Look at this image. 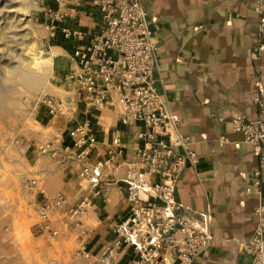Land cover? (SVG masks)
Listing matches in <instances>:
<instances>
[{
	"label": "crops",
	"instance_id": "obj_1",
	"mask_svg": "<svg viewBox=\"0 0 264 264\" xmlns=\"http://www.w3.org/2000/svg\"><path fill=\"white\" fill-rule=\"evenodd\" d=\"M150 30L158 45L157 68L152 78L170 113L180 121L179 132L189 138L199 160L186 168L176 187V200L195 213H210L211 246L194 264H250L244 246L253 235V209L258 199L243 195L252 186L258 157L251 146L234 133L230 120L243 115L253 119L250 103L256 61L251 49L256 42L257 16L253 0H140ZM51 80L46 89L30 97L15 131H5V181L0 206V243L5 256L0 264H68L75 250V232L65 218L81 196H89L87 183L79 179L81 164L92 165L111 149L113 133L122 145V157L136 151V128L121 125V107L111 96L106 105L95 108L81 96L71 79L76 71L71 56L100 30L99 16L91 0H51ZM81 32L83 40L73 36ZM67 33L69 35H67ZM264 77V47L261 54ZM58 104L50 114L42 103ZM89 124L97 143L78 159L71 148L69 132ZM224 138L221 141L219 138ZM51 144L55 156L42 154L39 145ZM124 170L105 185L104 198L82 219L92 232L88 248L97 253L113 238L112 227L129 211L120 185ZM33 183V184H32ZM264 195V174L261 176ZM39 192L55 203L46 221L49 232L39 230L35 212Z\"/></svg>",
	"mask_w": 264,
	"mask_h": 264
},
{
	"label": "built area",
	"instance_id": "obj_2",
	"mask_svg": "<svg viewBox=\"0 0 264 264\" xmlns=\"http://www.w3.org/2000/svg\"><path fill=\"white\" fill-rule=\"evenodd\" d=\"M54 2L62 4V0ZM91 4L99 16L100 30L72 53L76 71L71 79L78 93L95 108H103L111 96L115 97L121 107L119 123L140 128L133 133L137 144L134 157H122L119 135L114 132L112 147L105 156L95 164L79 166L77 175L87 183L90 195L81 196L64 213L75 232V250L68 264H194L211 246V217L209 212H192L176 200L183 171L195 168L199 158L191 149L189 138L180 134V121L170 113L154 85L158 45L146 10L140 0H91ZM253 6L257 26L251 55L257 65L250 103L256 116L249 119L237 115L230 120V127L241 134L243 142L258 157L252 186L242 192L258 199L253 209L255 229L244 251L250 264H264V195L260 189L264 174V0H253ZM73 36L84 38L81 32ZM42 103L50 114L58 109V104L50 99H43ZM69 135L73 143L66 150L73 151L78 159L87 156L97 143L89 124L72 128ZM38 149L42 154H57L51 144L39 145ZM120 170H124L119 183L125 191L128 215L112 227L113 238L93 253L88 248L92 232L82 219L94 206V200L104 198L107 180ZM39 194L35 207L39 230L55 238L57 232L50 230L46 221L52 206L62 203L63 198ZM54 263L49 260L45 264Z\"/></svg>",
	"mask_w": 264,
	"mask_h": 264
},
{
	"label": "rangeland",
	"instance_id": "obj_3",
	"mask_svg": "<svg viewBox=\"0 0 264 264\" xmlns=\"http://www.w3.org/2000/svg\"><path fill=\"white\" fill-rule=\"evenodd\" d=\"M54 1V0H53ZM55 3V2H54ZM51 0H0V206L5 181V131H15L30 97L51 80ZM5 247L0 243V258Z\"/></svg>",
	"mask_w": 264,
	"mask_h": 264
}]
</instances>
